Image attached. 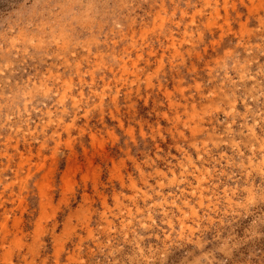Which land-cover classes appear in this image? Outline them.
Masks as SVG:
<instances>
[{
	"label": "rangeland",
	"instance_id": "rangeland-1",
	"mask_svg": "<svg viewBox=\"0 0 264 264\" xmlns=\"http://www.w3.org/2000/svg\"><path fill=\"white\" fill-rule=\"evenodd\" d=\"M21 261L264 264V0H0Z\"/></svg>",
	"mask_w": 264,
	"mask_h": 264
},
{
	"label": "bare ground",
	"instance_id": "bare-ground-1",
	"mask_svg": "<svg viewBox=\"0 0 264 264\" xmlns=\"http://www.w3.org/2000/svg\"><path fill=\"white\" fill-rule=\"evenodd\" d=\"M73 151V150H72ZM45 194V193H44ZM48 194H45V196H47ZM203 200V199H202ZM4 240V239H3ZM18 246V245H17Z\"/></svg>",
	"mask_w": 264,
	"mask_h": 264
},
{
	"label": "clouds",
	"instance_id": "clouds-1",
	"mask_svg": "<svg viewBox=\"0 0 264 264\" xmlns=\"http://www.w3.org/2000/svg\"><path fill=\"white\" fill-rule=\"evenodd\" d=\"M20 264H23V261H21Z\"/></svg>",
	"mask_w": 264,
	"mask_h": 264
}]
</instances>
